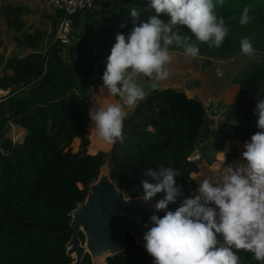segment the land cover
<instances>
[{"label":"trees","instance_id":"1","mask_svg":"<svg viewBox=\"0 0 264 264\" xmlns=\"http://www.w3.org/2000/svg\"><path fill=\"white\" fill-rule=\"evenodd\" d=\"M214 3L227 35L219 47L197 41L198 57L250 61L233 81L240 89L236 102L224 107L222 119L213 128L215 122L199 99L178 89L156 91L128 114L124 139L108 153L97 152L105 149H94L90 142L94 155L87 153V101L105 88L101 77L115 36L133 27L129 11L138 7L141 20L153 14L146 0H94L92 9L73 16L67 43L56 39L60 13H55L51 26L45 23L48 35L47 30H24L17 18L21 10L8 9L12 17L8 26L15 29L13 40L30 53L9 59L6 68L12 75L0 79V88L9 92L0 101V264H72L74 260L66 254L71 212L85 201L105 164L113 183L128 198L142 195L140 184L149 179L144 175L148 169L177 170L182 196L168 205L174 211L184 197L195 193L198 186L191 175L198 172L199 161L211 165L228 141H247L259 131L254 110L264 96V0ZM245 8L252 19L241 25ZM161 19L169 18L161 14ZM122 23L126 27L121 28ZM180 33L191 35L186 27ZM244 38L255 50L252 57L241 52ZM170 51L184 54L176 46H170ZM92 103L93 99L89 109ZM11 125L24 132L22 142L5 138ZM75 140L80 143L73 152ZM197 149L200 159L194 161L191 155ZM162 196L157 194L153 202ZM157 215L162 217L164 212ZM80 240L84 243L83 235ZM126 242L125 251L108 258L107 264H153L145 248L137 246L128 233ZM235 251L240 264H259L251 253ZM80 264H92L89 255Z\"/></svg>","mask_w":264,"mask_h":264},{"label":"clouds","instance_id":"2","mask_svg":"<svg viewBox=\"0 0 264 264\" xmlns=\"http://www.w3.org/2000/svg\"><path fill=\"white\" fill-rule=\"evenodd\" d=\"M223 3V0H218ZM153 14L141 20V10L129 11L133 27L127 34L117 33L102 74L103 87L118 102L91 107V127L107 143L122 141L127 108L145 98L138 80L142 77L165 80L170 75L173 56L170 46L182 48L186 57L200 54L197 44L219 47L227 35L224 18L214 12V0H146ZM166 15L167 21L161 19ZM245 8L240 24L249 23ZM126 27V23L120 25ZM186 27L188 34H181ZM193 37L195 38L193 40ZM241 52L252 57L248 38L241 41ZM254 115L259 129L243 144L238 161L223 164L212 177L198 184L195 193L184 197L174 211L168 210L182 196L177 184L178 171L172 167L148 169L141 181L140 200L152 204L154 212L144 225L145 251L153 264H240L235 250L253 255L264 264V96L257 101ZM225 161L226 152H220ZM164 212L158 216L156 213ZM150 225V226H149Z\"/></svg>","mask_w":264,"mask_h":264},{"label":"water","instance_id":"3","mask_svg":"<svg viewBox=\"0 0 264 264\" xmlns=\"http://www.w3.org/2000/svg\"><path fill=\"white\" fill-rule=\"evenodd\" d=\"M170 54L173 61L167 79L157 81L142 77L138 80L145 90V98L156 91L172 88L191 94L189 98L209 97L212 106L214 98L207 90L213 79L222 77V65L226 60L192 58L172 51ZM135 107L126 109L128 114ZM104 166L97 181L89 186L85 201L71 212V236L66 244V254L74 260L72 264H80L86 254L92 264H107L108 258L125 251L127 233L137 246L144 248L143 235L147 231L144 225L154 212V202L147 204L140 197H126L111 180L109 171L103 170ZM80 235H83L84 243Z\"/></svg>","mask_w":264,"mask_h":264},{"label":"crops","instance_id":"4","mask_svg":"<svg viewBox=\"0 0 264 264\" xmlns=\"http://www.w3.org/2000/svg\"><path fill=\"white\" fill-rule=\"evenodd\" d=\"M10 8H18L21 10L17 18L22 22L24 30L30 28L33 31H46L53 23L55 15V12H53L46 2L42 0H0V79L4 75H12V71L6 68V63L9 59L14 57L21 58L30 53L29 50L24 49L23 46L17 45L13 40V37L15 36V29L8 26L12 20V17L8 12V9ZM45 23L49 24L48 27L45 26ZM238 60L239 61H237V59H232L226 61V63L222 65V77L215 80L213 79L211 82V87L209 90H207V92L209 91L210 94L212 92H218V99H214L212 106L209 103V110L207 111L208 114L209 112L212 113L213 116L210 117V119L215 123L222 119V114L225 110L224 107L233 105L238 98L240 89L237 84L232 82L233 79L236 78V75L234 77L233 75L236 70H238L237 73L239 74V72L244 70L247 67V64L250 62L247 59ZM243 63L244 65H242ZM236 66L239 69H236ZM103 89L106 90L105 88H102V90ZM205 97L206 96H203L201 98L206 99ZM110 100H112L111 96ZM200 101L204 105V102L202 100ZM208 102L210 101L208 100ZM219 103H221L223 109L222 107L221 109L215 108V106ZM247 110L248 108L244 110L242 115L246 114ZM9 128L10 129L5 135V138L13 141V143L22 142L25 137L24 132L17 126L11 125ZM244 142L245 141L241 140L228 141L226 144H224L223 152H226V156H230L232 153H234L237 157H239L243 150ZM89 154L94 155V153Z\"/></svg>","mask_w":264,"mask_h":264},{"label":"rangeland","instance_id":"5","mask_svg":"<svg viewBox=\"0 0 264 264\" xmlns=\"http://www.w3.org/2000/svg\"><path fill=\"white\" fill-rule=\"evenodd\" d=\"M180 55V54H179ZM180 56H183V55H180ZM238 59H243V58H237V61H239ZM242 65H244V63L242 64ZM236 69H239L237 66H236ZM237 71L238 70H236L235 72H234V75H233V77L236 75V78H238V73H237ZM194 76V75H193ZM232 77V78H233ZM233 81L235 82V80L233 79ZM232 81V82H233ZM233 82V83H234ZM232 83V84H233ZM110 94L108 93V92H106V90H102V88H99L98 89V91L94 94V95H92V97L87 101V104H88V110H89V103L91 102V100L93 99V103H92V106L91 107H93V105H95V106H107L108 104H111V103H113V99H114V102L116 103V102H118V101H115V98L113 97V99L112 100H110ZM187 96L188 97H192L191 96V94H187ZM210 97H212V98H214V99H218V92H212L211 93V96ZM112 98V97H111ZM206 99H204V98H201V100L204 102V107L207 109V111L209 110V102H208V100H209V97H205ZM220 105H221V103H219ZM90 107V108H91ZM128 109V108H127ZM224 113V112H223ZM209 119H210V117H212L213 115H212V113L211 112H209ZM215 121H217V120H215ZM90 125V127H89V130H88V139H89V146H88V148H87V153H91L90 151H89V147H90V142H91V147H93L94 149H105V150H103V151H97V152H104V153H108L110 150H111V148H112V146H113V144H107V143H105V142H103V141H101L98 137H97V135H96V133H95V131H94V129L91 127V123H90V119H89V122H88V126ZM216 125H217V123H215V126L213 127V128H215L216 127ZM226 130H227V128H226ZM234 141H240V140H238V139H236V140H234ZM79 141L78 140H75L74 142H73V144L71 145V149L73 150V152H76L77 150H78V147H79ZM224 147V146H223ZM223 148H222V150L220 151V152H223ZM220 152H218L216 155H215V157H214V162L211 164V165H208L205 161H199V164H198V172L197 173H194V174H192L191 175V178L192 179H194L195 180V182H196V184H197V186H198V184L200 183V181H202L204 178H206V177H212V176H214L219 170H220V168H221V166L225 163V164H230V163H234V162H236V161H238L239 160V158H240V156L239 157H237L236 156V154H234V153H232L230 156H226V159H225V161L222 159V154L220 153ZM94 154H96V152L94 153ZM235 155V156H234ZM191 159L192 160H199L200 159V155H199V151H198V149L191 155ZM103 170H105V171H109V167L107 166V164H105V166H104V169Z\"/></svg>","mask_w":264,"mask_h":264},{"label":"built area","instance_id":"6","mask_svg":"<svg viewBox=\"0 0 264 264\" xmlns=\"http://www.w3.org/2000/svg\"><path fill=\"white\" fill-rule=\"evenodd\" d=\"M46 2L53 12L60 13L58 17V26L56 29V39L67 43V34L72 28V18L80 11L92 9L94 0H42ZM51 32L47 30L49 35ZM9 92L0 88V101H2Z\"/></svg>","mask_w":264,"mask_h":264},{"label":"bare ground","instance_id":"7","mask_svg":"<svg viewBox=\"0 0 264 264\" xmlns=\"http://www.w3.org/2000/svg\"><path fill=\"white\" fill-rule=\"evenodd\" d=\"M104 173H105V172H104ZM104 173H103V174H104Z\"/></svg>","mask_w":264,"mask_h":264}]
</instances>
